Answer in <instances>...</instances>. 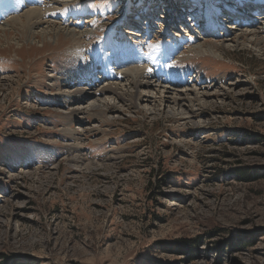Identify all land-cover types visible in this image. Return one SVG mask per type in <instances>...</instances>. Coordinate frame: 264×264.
<instances>
[{
    "label": "rangeland",
    "instance_id": "374dc122",
    "mask_svg": "<svg viewBox=\"0 0 264 264\" xmlns=\"http://www.w3.org/2000/svg\"><path fill=\"white\" fill-rule=\"evenodd\" d=\"M32 1L0 0V264H264V16ZM145 79L182 101L143 105Z\"/></svg>",
    "mask_w": 264,
    "mask_h": 264
},
{
    "label": "bare ground",
    "instance_id": "6f19581e",
    "mask_svg": "<svg viewBox=\"0 0 264 264\" xmlns=\"http://www.w3.org/2000/svg\"><path fill=\"white\" fill-rule=\"evenodd\" d=\"M27 3H28V5H31V4H33V1L32 0H25ZM54 1V0H53ZM61 1H66V0H61ZM33 8H34V6H33ZM260 9H261V11L263 10L262 8H257V10H259V12H260ZM40 11V10H39ZM259 12L257 11L256 12V14H259ZM35 15V14H34ZM37 15V14H36ZM29 18V17H28ZM33 18V17H32ZM36 18V17H35ZM40 19V18H39ZM39 19H35V20H33V21H30V22H26L25 23V25L23 26V28L26 30V32H27V34H26V37L28 36V35H32V34H37V33H34L33 32V30H32V28H39V26H36V24L38 23L37 21L39 20ZM41 20H44V18L43 19H41ZM40 21V20H39ZM27 24V25H26ZM171 24H172V22H171ZM6 25V24H5ZM4 25V26H5ZM40 25V24H39ZM249 25V24H248ZM43 26H46V23H44V25H42L41 27H43ZM245 26H246V24H245ZM250 26V25H249ZM4 28V27H3ZM255 28V27H254ZM258 28V27H257ZM52 29H53V27H52ZM47 29H43V30H41L42 31V35H45V36H49V34H53V32H45ZM255 30V29H254ZM1 31V30H0ZM35 31V30H34ZM48 31V30H47ZM71 30H64V29H61V28H57V30L55 31V33H59V32H70ZM236 31V30H235ZM234 31V32H235ZM128 33H132V34H135L136 36H139L140 34H136V33H133V31H132V29L131 28H129L128 29ZM52 36V35H51ZM258 41V40H257ZM124 58H125V56H124ZM117 63H118V61H117ZM88 66V65H87ZM82 67V66H81ZM85 69V68H84ZM72 72V71H71ZM155 73V72H154ZM157 73V72H156ZM147 74V73H146ZM155 75V74H154ZM185 74H183V76H184ZM120 76V75H119ZM134 76H136V75H134ZM133 76V77H134ZM153 76V75H152ZM155 76H157V75H155ZM173 76V75H172ZM48 77H52V75H50V76H48ZM132 77V76H131ZM137 77V76H136ZM147 77V76H146ZM164 77V76H163ZM185 77V76H184ZM147 78H149V77H147ZM152 78V77H151ZM150 78V79H151ZM156 78V77H155ZM154 78V79H155ZM178 78V77H177ZM182 78V77H181ZM146 80L145 79V81L144 82H139V83H137L138 85L136 86V87H140L143 91H145V92H148V93H146V94H144V95H142V101H144L142 104L143 105H148V104H152L153 105V103H155L156 102V100H155V98H158V101L160 102V101H162L163 99H173V102H172V104L174 103V104H176L177 103V101L178 102H181L182 101V93L181 92H179L178 93V90H177V92L175 93V95H174V97H173V94L170 92V91H168V90H166L165 89V91H163V93L162 92H155L154 91V89L152 88L154 85L155 86H158L159 84H161L160 83V81H159V79H156L155 80V84H152V81L151 80ZM186 79V78H185ZM153 80V79H152ZM168 81V80H167ZM175 81V80H174ZM178 82V81H177ZM132 83H133V81H132ZM175 84V83H174ZM173 84V85H174ZM123 85H125L123 82H121V83H119L118 82V87H119V89L121 88V86H123ZM165 85V84H164ZM168 85V84H167ZM126 86V85H125ZM170 86V85H169ZM111 87V86H110ZM117 87V88H118ZM124 87V86H123ZM168 87V86H167ZM166 87V88H167ZM172 87V86H171ZM149 88H151V90L149 91ZM162 88H164V87H162ZM89 89V88H88ZM87 89V90H88ZM105 89V88H104ZM160 89V88H159ZM182 89V88H181ZM90 90H92V89H90ZM111 90V89H110ZM127 90V89H126ZM173 90V89H172ZM79 91V90H78ZM83 91H86V90H83ZM113 91V90H112ZM137 91V90H136ZM141 91V90H140ZM159 91H161V90H159ZM174 91V90H173ZM175 92V91H174ZM183 92V91H182ZM185 92V91H184ZM156 93H158V94H156ZM79 94H81V93H79ZM88 94V93H87ZM154 94V95H153ZM114 97L115 96H117V97H119V98H121V99H124V97L125 96H122L121 94H120V92H117V90H115V92H114ZM185 95V94H184ZM183 95V96H184ZM188 95V94H187ZM187 95H186V97H187ZM112 96V95H111ZM172 96V97H171ZM139 97V96H138ZM203 97V96H202ZM140 99V98H139ZM138 99V100H139ZM141 100V99H140ZM129 101V100H128ZM165 101V100H164ZM187 101V100H186ZM105 102V100L104 101H102L101 103H104ZM130 102V101H129ZM167 102H169V100L167 101ZM166 102V103H167ZM161 103V102H160ZM99 104H100V102L98 103V104H95V103H93L92 105H98L99 106ZM130 104V103H129ZM139 104V103H138ZM162 104V103H161ZM170 104V103H169ZM140 105H141V103H140ZM161 106V105H160ZM177 106V105H176ZM82 108H84V106H81ZM96 107V106H95ZM178 108V107H177ZM79 109V108H78ZM97 109V108H96ZM154 111L156 112V110H151V112H150V114H152V113H154ZM86 113V112H85ZM80 114V113H79Z\"/></svg>",
    "mask_w": 264,
    "mask_h": 264
},
{
    "label": "trees",
    "instance_id": "16d2710c",
    "mask_svg": "<svg viewBox=\"0 0 264 264\" xmlns=\"http://www.w3.org/2000/svg\"><path fill=\"white\" fill-rule=\"evenodd\" d=\"M87 4H88V3H87ZM87 8L89 9V8H91V7L88 6ZM187 246L192 247L191 244H190V245H187V244L185 245V243H184L183 245H180L179 248H184V249H185V247H187Z\"/></svg>",
    "mask_w": 264,
    "mask_h": 264
},
{
    "label": "snow or ice",
    "instance_id": "6c2138e0",
    "mask_svg": "<svg viewBox=\"0 0 264 264\" xmlns=\"http://www.w3.org/2000/svg\"><path fill=\"white\" fill-rule=\"evenodd\" d=\"M148 71H151V69H148Z\"/></svg>",
    "mask_w": 264,
    "mask_h": 264
}]
</instances>
